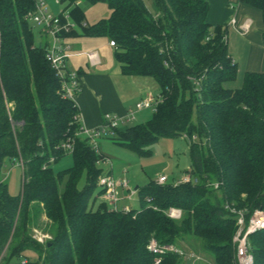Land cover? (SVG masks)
Here are the masks:
<instances>
[{
  "label": "trees",
  "instance_id": "16d2710c",
  "mask_svg": "<svg viewBox=\"0 0 264 264\" xmlns=\"http://www.w3.org/2000/svg\"><path fill=\"white\" fill-rule=\"evenodd\" d=\"M77 1L69 0L67 16L79 33L62 38L108 39L122 76L151 78L158 87L151 119L109 137L142 156L161 137H188L185 174L198 183L152 181L135 189L138 209L112 210L102 202L93 209L92 191L104 175L101 156L80 133L77 106L61 95L45 58L47 41L33 39L28 16L36 2L0 0V170L5 161H17L22 173L19 196L8 195L6 182L0 185V264H153L151 239L175 248L189 241L212 264H232L235 221L224 206L264 210V73H245L239 89L224 86L238 70L225 26L207 21V0H148L150 7L145 0H82L108 10L93 25L83 22ZM240 1L264 21V0ZM67 155L72 166L54 173L52 164ZM83 174L85 185L78 188ZM170 208L181 212L179 220L168 218ZM42 217L48 240L39 244L32 229ZM249 244L253 264H264V229ZM160 264H180V257L165 253Z\"/></svg>",
  "mask_w": 264,
  "mask_h": 264
},
{
  "label": "rangeland",
  "instance_id": "374dc122",
  "mask_svg": "<svg viewBox=\"0 0 264 264\" xmlns=\"http://www.w3.org/2000/svg\"><path fill=\"white\" fill-rule=\"evenodd\" d=\"M38 1V0H36ZM43 3V7L39 9L47 15L54 17L66 16L69 13L67 6L69 5V0H40ZM222 0H219V2ZM146 5L150 7L148 0H145ZM224 4V5H223ZM218 3L216 8H214L212 14L213 25H220L221 20L224 17V11L227 6H245L246 9H252L258 14V19L248 16V14L242 10L237 14L235 20L241 23L246 20L251 21L250 34L248 37L252 40L251 42L261 41L263 44L262 37L264 34V21L262 19L261 12L255 8L248 6L247 4L241 2L240 0H228L226 3ZM77 7L82 11L84 16V23L87 25H93L100 20L106 19L108 17V10L103 3H97L95 5H90L82 0L76 2ZM37 11V10H36ZM226 14V12H225ZM69 18V17H68ZM32 25V22L29 21ZM69 23L77 26V23L69 18ZM76 32L79 33V29L76 27ZM243 32V30H241ZM33 39L37 43L38 41L45 42L48 39L39 38L37 31H33ZM239 39V40H238ZM234 37V40L229 39V54L237 65L238 76L234 81L224 83V86L228 89H239L243 83V76L246 72H255V69H250L249 64L257 65L260 67V59L254 57L251 53L249 54L246 47L245 39ZM258 39V40H257ZM102 44H106V40H100ZM95 40V41H97ZM108 40V39H107ZM264 46V44H263ZM107 59L111 62L113 61V50L107 49ZM259 64V65H258ZM255 66V67H257ZM264 67V60L262 65ZM254 67V68H255ZM242 71V73H241ZM103 71L99 70L97 74H101ZM113 74L112 72H110ZM241 73V74H240ZM264 73V72H257ZM105 72L101 74L104 75ZM108 76V74H107ZM120 80L111 77V83H116L118 88V93L120 94V102L122 106H125L129 112L134 113V119L127 123L125 126H135L139 124H144L151 119L153 110L144 109L140 112L135 111V104L141 102L146 95L148 99L152 102H156L158 99V87L157 84L147 77H123ZM105 112V113H104ZM109 111H103V116L108 114ZM196 117V109L193 110V119ZM124 126V127H125ZM193 138V137H191ZM190 139L185 136H180L176 138L172 137H161L158 141L153 143L148 147L150 151L147 155L135 154L123 146L117 145L111 136H102L95 140V146L98 154L104 159L105 162L99 164L98 166L102 170L104 175L111 177L112 181L117 183L125 181L127 183L128 190H119V201L117 202V208L122 209L123 207L138 209L139 200L135 192V187L141 188L148 184L149 182L157 180L159 176H165L167 178V183H172L173 180L178 181L185 172L189 169V158L187 153V144ZM193 142L198 143V139H194ZM203 149L206 151L205 143L203 142ZM73 164L72 157L70 155L65 156L60 161L52 164V170L54 173L59 174L64 170L70 168ZM3 173L6 175V189L7 193L11 197H17L21 192V182L22 173L19 162L14 161L13 163L5 161ZM85 175L83 174L78 182V188H82L85 185ZM64 186V179L61 182V189ZM99 188L96 187L92 191V198L94 204L93 209H97L101 200L98 196ZM46 226L45 218L39 220L38 226L32 229L33 238L39 244H43L48 240V236L43 232V228ZM189 241H183L178 243L176 246L181 252L180 264H212L210 259L201 255L194 247H192ZM7 247L4 248L1 257H6ZM24 256L32 261L37 260V255L31 251H26L23 253ZM194 257H198L199 260H195ZM1 258V259H2Z\"/></svg>",
  "mask_w": 264,
  "mask_h": 264
},
{
  "label": "built area",
  "instance_id": "2783aa9c",
  "mask_svg": "<svg viewBox=\"0 0 264 264\" xmlns=\"http://www.w3.org/2000/svg\"><path fill=\"white\" fill-rule=\"evenodd\" d=\"M35 2L37 11L29 14L28 19L34 24L35 29L38 31L40 36L48 39L45 58L51 68L55 71L56 76L59 78L62 97L74 102L75 95L80 91L79 75L77 71L68 68L67 59L70 57V47L66 42V39L62 38V36L75 29V26L69 23L67 15L62 16V18L47 15L45 11L42 12L39 10L43 7V3L40 0H35ZM231 24H234V20H231ZM248 28L249 22L245 21L241 30L246 32ZM109 46L114 47L113 42L110 41ZM86 57L92 65L97 63V54L95 52L86 53ZM155 106L156 102H152L151 99H146L135 104V111L139 112L144 109H152L154 111ZM133 119V112H128L126 117L123 119H119L111 114H105L103 122L98 128L84 130L81 127L80 133L90 141L93 147L96 148L95 140L97 138L111 135L114 129L125 126ZM62 148L64 150L71 151L70 144H64ZM103 162L105 161L101 157V160L98 161L97 165ZM2 169L0 170V185L6 181V175L3 173ZM156 183L158 185H164L167 183V178L165 176H159ZM197 183L198 179L196 177H193L190 174H185L178 181L174 182V186L180 184L196 185ZM212 186L215 190L218 188V184H213ZM97 187L101 192L99 198L103 204H106L107 207L112 210L128 212V207H123L122 209L117 208L119 190H128L127 183L125 181L115 183L112 181L110 176L102 175L97 179ZM224 208L229 212L235 221V232L232 237V246L234 251L232 264H253L249 237L264 229V210L254 209L249 212L246 209H236L228 204H226ZM166 215L170 219L179 220L181 212L177 209L170 208L166 212ZM147 250L151 254L155 255L153 264H160L161 255L165 253L176 254L179 257L182 256V252L178 248L173 246H159L153 239L149 240ZM193 258L195 260H199L198 257L193 256ZM19 264H27V260L24 259Z\"/></svg>",
  "mask_w": 264,
  "mask_h": 264
},
{
  "label": "crops",
  "instance_id": "0c3cea01",
  "mask_svg": "<svg viewBox=\"0 0 264 264\" xmlns=\"http://www.w3.org/2000/svg\"><path fill=\"white\" fill-rule=\"evenodd\" d=\"M226 1L228 0H222L220 2L219 0H207V21L209 23L212 22V14L214 8L217 6V2L223 4L226 3ZM242 8L248 16L258 19V14L252 9H246L248 7L242 5L227 6L224 11V17L220 23L223 24L227 30L228 50L229 39L233 41L235 36L241 39L246 38L245 43L249 54L251 53L254 57H258L260 59V67L249 64L250 68H247L248 71H251L250 69H255V72H264V67L261 66L262 61L264 60V46L261 44V41L255 42L256 44L252 43V40L248 37L251 33V21L246 20L249 22V28L246 32H242L241 27L244 22L238 23V21L235 20V17L242 10ZM231 20H234V24H231ZM97 39L106 40L107 43L102 44L104 41L100 43L101 41H98ZM66 42L70 47V57L67 59L68 68L78 71L79 73L80 91L75 95L74 103L79 110V123L81 124L82 129L92 130L98 128L103 122V111H109L107 112L108 114L116 116L119 119L125 118L129 111L125 106H122L120 102L121 98L118 93L119 87L116 86L117 84L114 83V81L113 84L111 83L112 76L122 82L120 79L122 75L114 57L111 62L107 59V49L113 50V48L109 46V41L106 38L72 37L67 38ZM89 52H95L97 54V63L95 65H92L86 57V53ZM230 57L232 58L231 55ZM99 70H102L105 74L102 76L101 74L103 72L100 75L97 74ZM143 99H148V95H146Z\"/></svg>",
  "mask_w": 264,
  "mask_h": 264
},
{
  "label": "water",
  "instance_id": "95a60500",
  "mask_svg": "<svg viewBox=\"0 0 264 264\" xmlns=\"http://www.w3.org/2000/svg\"><path fill=\"white\" fill-rule=\"evenodd\" d=\"M137 187H135V189H136Z\"/></svg>",
  "mask_w": 264,
  "mask_h": 264
}]
</instances>
